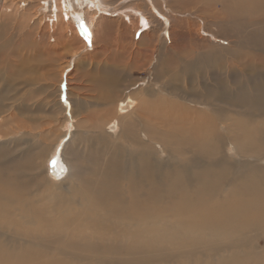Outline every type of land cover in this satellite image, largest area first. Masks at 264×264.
<instances>
[{"label":"bare ground","instance_id":"6f19581e","mask_svg":"<svg viewBox=\"0 0 264 264\" xmlns=\"http://www.w3.org/2000/svg\"><path fill=\"white\" fill-rule=\"evenodd\" d=\"M0 132L20 145L0 164V264H56L28 238L83 225L146 264L220 240L209 264H264V0H0Z\"/></svg>","mask_w":264,"mask_h":264},{"label":"rangeland","instance_id":"374dc122","mask_svg":"<svg viewBox=\"0 0 264 264\" xmlns=\"http://www.w3.org/2000/svg\"><path fill=\"white\" fill-rule=\"evenodd\" d=\"M124 1V0H123ZM149 1H151V0H149ZM127 3H129V2H127ZM165 7V6H164ZM214 30H216V29H214ZM203 32V31H202ZM203 34H205V32H203ZM163 35H165V34H163ZM252 37H253V35H252ZM85 38V37H84ZM80 68V67H79ZM82 69V71H83V73H82V71H80ZM85 68L84 67H81L80 69H79V72H78V74H79V76H82L83 74H84V72H85ZM39 72V71H38ZM37 72V73H38ZM36 73V76H37V78L40 76V73L39 74H37ZM80 73H82V74H80ZM149 75L148 74H141V77H148ZM137 77V76H136ZM36 78V81H39V79H37ZM125 78H128L127 76L125 77ZM39 82H41V81H39ZM42 83V82H41ZM37 93V92H36ZM35 93V94H36ZM38 93H40V94H34L32 97V99L31 100H28V102H32V103H34L35 102V108H36V114L35 115H39L41 118H45L46 117V115L49 113V112H51V111H54V107H52L51 109L49 108V106H51L52 104L49 102V99H48V96L46 95V94H44L45 92H38ZM43 95V96H47V97H43V96H40V95ZM43 97V98H42ZM63 99H66L65 98V95H63ZM35 98H37V99H35ZM39 100H41L42 101V103H43V105L41 104V102L39 101ZM46 100V102H44V101ZM39 101V102H38ZM49 103H50V105H49ZM41 104V105H40ZM65 104V105H64ZM47 105H49V106H47ZM63 105L65 106V107H67V104H66V102L64 103L63 102ZM47 106V107H46ZM128 106V105H127ZM129 107H130V104H129ZM128 107V108H129ZM45 109H48V110H50V111H48V110H45ZM38 112H40V113H38ZM48 112V113H47ZM45 113H47V114H45ZM66 113V112H65ZM65 117H66V120L65 121H67L66 122V124L64 123L61 127H59L58 125V123L56 124V128L54 129V131L52 132V139H55V142H54V145L49 149V152H50V159H49V161H48V165H49V168H54V169H56V168H59L60 167V165L58 164V162H57V160L58 159H60V154H61V149H62V147H63V145H61V144H58V145H55L56 144V141H57V139H58V137L60 136V135H62L64 132H69L70 133V131H73V130H75V120H71L70 118H69V116L67 115V116H63V115H61L60 114V118H61V121H60V124H62V122L64 121V119H65ZM112 126H113V124H111L110 125V127H108L107 128V130L108 131H110V132H114L113 131V128H112ZM61 130V131H60ZM60 132H62L60 135H58ZM19 136V135H18ZM20 149V145H16L15 144V142L12 140V139H10L9 138V136H7V135H5L3 132H0V164L4 161V160H7V159H9V157L7 156V154L8 153H10V152H13V151H18ZM133 149H135V147L133 148ZM230 152H231V150H230V148H229V150L227 151V153H228V155L229 156H231V154H230ZM100 157V156H99ZM186 157V156H185ZM232 160L233 159H235L234 157H230ZM100 159H101V161L100 160H98L99 161V163H98V161H93L94 163H93V165H92V170L90 169V165H89V162L87 161H84V163H87V165H88V167H89V169L91 170V173L90 174H88L89 176H88V178H87V184H85L86 186L88 185V186H90V189H88V190H91V189H93L94 187H97V186H99L100 184H101V180H98V178H99V176H100V172L99 171H101V172H103V170L100 168V167H107L109 164V162L107 161V163L106 162H104L103 161V158H101L100 157ZM26 158H25V161L24 160H20L19 162H17V165L15 164L11 169H13L14 167H16L15 168V170H19L20 169V166H22V165H20V164H22V163H25L26 162ZM103 161V162H102ZM96 162L98 163V166H97V164H96ZM101 162V163H100ZM104 163V164H103ZM12 164V162H9L7 165H11ZM108 164V165H107ZM93 167H94V169H93ZM52 168L50 169V171H52V173H53V170H52ZM24 169V168H23ZM5 171H6V169H5ZM67 171L65 170V168L62 166V167H60V169H59V172H58V174H65ZM92 172H94V174H97V175H95V176H92V175H94ZM96 172V173H95ZM89 177H90V180H89ZM96 177V178H95ZM98 177V178H97ZM94 178V179H93ZM93 179V180H92ZM96 182L95 183V185H94V183L92 184V182ZM99 181V182H98ZM124 182H126V183H124ZM18 183V181L17 182H15V184H14V186H20V184H17ZM98 183V184H97ZM226 183H228V182H225V184ZM90 184V185H89ZM93 185V187H92V185ZM85 185H84V187H85ZM121 187H125V188H127V190H128V187H129V185L127 184V181H123L122 182V184H121ZM236 195V194H235ZM219 196H220V198H222V196L220 195V193H219ZM245 197V196H244ZM237 198H243V196H239V195H237ZM238 200V199H237ZM165 203V202H164ZM166 205V204H165ZM164 205V206H165ZM161 207H163V206H161ZM83 226H85V228L83 227ZM82 227L81 226H75V228L77 227H80V229H82V230H80L81 231V234H82V236L80 235V234H77L78 232L77 231H79V230H75V231H73V236L76 238V239H73V238H69L67 241H65V239L66 238H61V239H59L58 241L57 240H55V241H57L58 242V244H54V243H56V242H54V241H50V242H47L46 241V239L44 238H40V240L42 239L43 241H35V240H30V238H28L29 239V241L30 242H32L33 244H37L38 245V243H40V245H42V246H45V247H40L41 248V250H42V252L43 253H46V252H51V253H53V254H55L56 255V257H54L56 260L58 259V262L57 261H55L56 262V264H146L143 260H141L140 259V257H138V255H134V253H133V255L132 254H128V250L127 251H125L124 249H120V247H121V244H123L122 243V241H117V243L115 242V241H111V236L110 235H106V236H102V238H101V236H98V237H95L96 239H99L98 241H100V242H98L97 243V241H93V242H91L92 240L91 239H87V235H88V233H90L89 232V229H88V227L86 226V225H83ZM91 228H94V227H92L91 226ZM88 229V230H87ZM243 229H245V228H243ZM92 230H94V229H92ZM82 231L85 233V234H83L82 233ZM75 232V233H74ZM80 233V232H79ZM8 232H5V237H7L8 239H5L4 237H2V243L3 244H5L6 246H9V241H13V238H16L17 239V237H15V236H12L11 234H8ZM84 235H85V238H84ZM10 237H12L11 239H9ZM85 240V242L83 241V239ZM91 238H93V237H91ZM73 239V240H72ZM82 241H80V240ZM62 240V241H61ZM70 240V241H69ZM101 240H105L104 241V243H103V241H101ZM72 241V242H71ZM108 241V242H107ZM45 242H47V243H45ZM61 242H65V243H61ZM67 242V243H66ZM74 242H76L77 244H75ZM107 242V243H106ZM111 243V244H108V243ZM51 243V244H50ZM87 243H90V244H87ZM96 243V244H95ZM102 243H103V245H102ZM218 243L221 245V246H217L216 244H213L212 245V247L213 248H211V249H213L214 250V248L215 249H218L219 250V248H220V250H223V249H228L230 246H229V244H228V242H225V241H218ZM66 244H68V245H66ZM81 244V245H80ZM91 244H93V246L91 245ZM108 244V245H107ZM162 244H164V243H162ZM97 245H99V246H97ZM107 245V246H106ZM111 245H112V247H111ZM116 245V246H115ZM117 245H119V246H117ZM169 245V244H168ZM65 246H67V247H64ZM69 246V247H68ZM72 246V247H71ZM77 246V247H76ZM82 246V247H81ZM97 246V247H96ZM103 246V247H102ZM106 246V249L107 250H109L110 249V251H108L107 252V250H105L104 249V247ZM189 246V245H188ZM60 249V250H58V248ZM62 247V248H61ZM110 247V248H109ZM116 247V249H114V250H118V251H116L119 255H116V252H114V250H112L113 248H115ZM54 248H55V250H56V248H57V251H55L54 250ZM67 248V249H66ZM92 248V249H91ZM109 248V249H108ZM161 248V247H160ZM176 247H173L172 249H175ZM190 248V247H189ZM197 249H195V251L193 250V252H192V250H190V249H183V248H176L175 250H177L176 252L174 251L172 254H164L163 253V251H162V253H163V255L161 256V259H163L165 256L167 257V260L166 261H176V262H179V261H181V262H183L184 260H185V258H187L188 257V259H191V257H193V261H199V258H200V263H198V264H209V262H210V258H209V256L210 255H212L213 256V254L214 253H211L213 250H206V252L207 253H209L210 255H208V254H205V252H201L202 250L201 249H199L198 247H196ZM82 249V250H81ZM85 249H88V250H85ZM89 249H91V250H89ZM162 249V248H161ZM234 249V248H233ZM236 249V248H235ZM55 252H54V251ZM67 250V251H66ZM85 250V251H84ZM121 250V251H120ZM82 253H81V252ZM88 251H90V252H88ZM101 253H100V252ZM103 251V252H102ZM152 251L153 252H156V251H158V249L156 248V250H155V248L152 246ZM151 251V252H152ZM73 252V253H72ZM111 252V253H110ZM119 252H121V253H119ZM124 252V253H123ZM103 253V254H102ZM105 253V254H104ZM115 253V254H114ZM124 254V255H123ZM184 254V255H183ZM186 254V255H185ZM257 254L259 255V257H260V262L264 259V242H261V244L258 246V248H257ZM75 255H76V257H75ZM90 255V256H89ZM152 255V254H151ZM188 255V256H187ZM199 255H201V256H203V257H199ZM68 256V257H67ZM78 256V257H77ZM82 257V258H84V260L82 259H80V257ZM99 258H98V257ZM105 256V257H104ZM116 256L119 258H116ZM182 256H184V257H182ZM112 257H114V258H112ZM128 257V258H127ZM86 258V259H85ZM96 258V259H95ZM125 258H127V259H125ZM67 261V262H66ZM120 261H128L127 263L125 262V263H122V262H120ZM164 261V260H163ZM33 264H35V263H33ZM54 264V263H53ZM147 264H150L148 261H147Z\"/></svg>","mask_w":264,"mask_h":264}]
</instances>
